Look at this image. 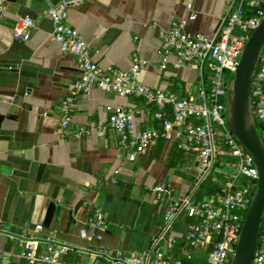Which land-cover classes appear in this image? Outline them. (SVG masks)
I'll use <instances>...</instances> for the list:
<instances>
[{
	"label": "crops",
	"instance_id": "obj_1",
	"mask_svg": "<svg viewBox=\"0 0 264 264\" xmlns=\"http://www.w3.org/2000/svg\"><path fill=\"white\" fill-rule=\"evenodd\" d=\"M61 0H5L0 17V264H32L22 257L25 239L54 237L71 246L64 264H105L92 252L100 248L142 251L163 226L168 199L154 188L166 185L171 198L192 188L196 159L178 158L166 141H156L128 159L108 118L134 111L137 130L155 129L152 109L137 97H118L90 88L77 97L71 122L61 130V102L80 77L75 57L50 40L46 12ZM225 13L224 0H85L68 12L67 24L81 34L98 66L127 72L135 54L140 84L179 98L196 96L200 72L194 68L161 70L160 35L187 20L191 35L214 37ZM34 26L27 40L13 36L18 19ZM173 57L169 58L170 63ZM87 134L75 138L78 129ZM43 170L39 178V167ZM106 197L111 202L102 213ZM55 206L48 227L44 218ZM98 212L103 229L82 239ZM187 220H176L169 236L184 242ZM36 226L43 230L35 231Z\"/></svg>",
	"mask_w": 264,
	"mask_h": 264
},
{
	"label": "built area",
	"instance_id": "obj_2",
	"mask_svg": "<svg viewBox=\"0 0 264 264\" xmlns=\"http://www.w3.org/2000/svg\"><path fill=\"white\" fill-rule=\"evenodd\" d=\"M84 1L61 0L46 12V17L53 24L50 40L62 52L72 54L80 69L79 80L61 102V130L68 128L79 94L94 87L118 97H137L147 105L160 109L169 106L171 109L174 122H164L161 134L155 129L137 130L132 109L120 110L109 116L108 127L119 135L120 145L129 153L130 161H134L138 152L159 137L168 142L178 141L180 149L196 154V177L189 191L173 199L166 185L154 188L157 199L170 202L160 232L146 249L123 252L100 248L92 254L105 264H230L256 189L258 174L251 155L226 126L225 99L241 50L264 17V0H224L225 13L217 34L212 38L185 31L187 22L195 20V14L161 33V70H166L170 64L173 70L194 68L200 72L196 96L186 98L154 91L140 84V62L135 54L133 65L127 72L104 69L94 63L81 34L67 24L68 12L81 7ZM4 3L5 0H0V17ZM33 26L30 17L18 19L13 27L14 38L27 40ZM170 57L174 59L171 63ZM251 98L257 131L264 146V47L252 81ZM163 115L160 111L154 118L160 120ZM189 120L199 124L187 123ZM174 123L181 128H174ZM84 134L87 131L80 128L75 138L79 139ZM217 164L221 167L219 184L223 191L195 201V190ZM180 218L189 220L182 244L169 236L174 222ZM102 229V215L96 212L88 222V230L81 231L80 237L86 240L97 238V232ZM42 230V226L35 227L37 232ZM23 244L21 255L32 264H64L63 258L72 250L70 245L52 236L28 238ZM251 264H264V210Z\"/></svg>",
	"mask_w": 264,
	"mask_h": 264
},
{
	"label": "water",
	"instance_id": "obj_3",
	"mask_svg": "<svg viewBox=\"0 0 264 264\" xmlns=\"http://www.w3.org/2000/svg\"><path fill=\"white\" fill-rule=\"evenodd\" d=\"M264 47V17L252 31L243 46L235 69L227 85L225 99L226 126L233 137L251 155L258 179L254 195L249 204L230 264H251L258 243L264 210V146L257 131L251 98L252 81L256 72L262 48ZM3 117L0 116V126ZM43 165L39 167L40 177ZM111 202L104 199L102 210ZM55 206L50 203L44 218L48 227L54 215Z\"/></svg>",
	"mask_w": 264,
	"mask_h": 264
},
{
	"label": "trees",
	"instance_id": "obj_4",
	"mask_svg": "<svg viewBox=\"0 0 264 264\" xmlns=\"http://www.w3.org/2000/svg\"><path fill=\"white\" fill-rule=\"evenodd\" d=\"M141 99V98H140ZM143 100V99H142ZM144 101V100H143ZM152 109L153 116L156 113H159L160 111H163L164 115L160 120L155 119V130L161 134L163 132V124L166 121L169 122H174L173 115L171 113V109L169 106H165L163 108H158L154 105H149ZM191 122L193 125H198V121L194 120H189L187 123ZM174 128H181L178 126V124L174 123ZM166 142L165 139L159 137L156 140V144L158 149H161L164 146V143ZM172 146H171V152L176 155V158H178L177 162L171 163L170 166H176L179 165L181 160L185 159L186 160H191V159H196V154L189 152V151H184L178 147V141H171ZM220 159L219 161H221ZM221 170L220 164H217L213 171L210 173V175L202 182L200 185L197 187V189L194 192L193 199L196 201L201 200L204 197L216 194V193H221L223 191V187L219 184V181L221 179V175L219 171ZM189 221V220H187ZM208 251V249H207ZM186 263H193L192 261L185 260Z\"/></svg>",
	"mask_w": 264,
	"mask_h": 264
}]
</instances>
